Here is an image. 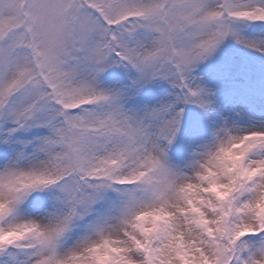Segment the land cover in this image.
<instances>
[{
  "label": "snow or ice",
  "instance_id": "6c2138e0",
  "mask_svg": "<svg viewBox=\"0 0 264 264\" xmlns=\"http://www.w3.org/2000/svg\"><path fill=\"white\" fill-rule=\"evenodd\" d=\"M0 264H264V0H0Z\"/></svg>",
  "mask_w": 264,
  "mask_h": 264
},
{
  "label": "rangeland",
  "instance_id": "374dc122",
  "mask_svg": "<svg viewBox=\"0 0 264 264\" xmlns=\"http://www.w3.org/2000/svg\"><path fill=\"white\" fill-rule=\"evenodd\" d=\"M243 54V53H242Z\"/></svg>",
  "mask_w": 264,
  "mask_h": 264
}]
</instances>
